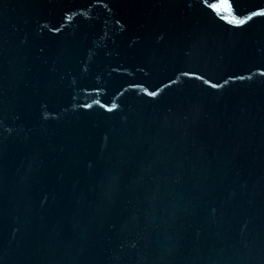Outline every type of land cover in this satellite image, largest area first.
Wrapping results in <instances>:
<instances>
[{"label":"water","instance_id":"95a60500","mask_svg":"<svg viewBox=\"0 0 264 264\" xmlns=\"http://www.w3.org/2000/svg\"><path fill=\"white\" fill-rule=\"evenodd\" d=\"M0 264H264V0H0Z\"/></svg>","mask_w":264,"mask_h":264}]
</instances>
